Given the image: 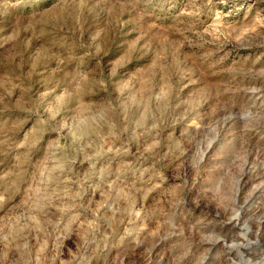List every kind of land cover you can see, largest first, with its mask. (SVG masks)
I'll return each instance as SVG.
<instances>
[{
    "label": "rangeland",
    "instance_id": "obj_1",
    "mask_svg": "<svg viewBox=\"0 0 264 264\" xmlns=\"http://www.w3.org/2000/svg\"><path fill=\"white\" fill-rule=\"evenodd\" d=\"M261 220L264 0H0V264H264Z\"/></svg>",
    "mask_w": 264,
    "mask_h": 264
},
{
    "label": "bare ground",
    "instance_id": "obj_2",
    "mask_svg": "<svg viewBox=\"0 0 264 264\" xmlns=\"http://www.w3.org/2000/svg\"><path fill=\"white\" fill-rule=\"evenodd\" d=\"M238 219V218H237ZM241 219V218H240ZM238 222V221H237ZM237 222H235L236 224H237ZM261 222H262V225H264V220H261ZM233 223V222H232ZM235 224V225H236ZM222 241L220 240V239H213L212 240V242H207L208 243V245H210V246H214V245H217V244H219V243H221ZM238 246V245H237Z\"/></svg>",
    "mask_w": 264,
    "mask_h": 264
}]
</instances>
